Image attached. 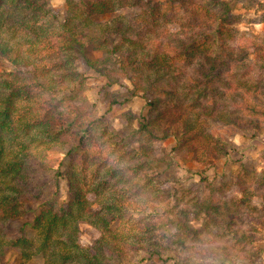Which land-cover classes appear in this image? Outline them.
Instances as JSON below:
<instances>
[{
	"label": "trees",
	"instance_id": "1",
	"mask_svg": "<svg viewBox=\"0 0 264 264\" xmlns=\"http://www.w3.org/2000/svg\"><path fill=\"white\" fill-rule=\"evenodd\" d=\"M49 1L0 0V264L34 258L42 264H188L180 253L202 236L228 238L236 256L258 259L261 250L245 247L260 239L240 227L250 200L245 192L240 199L212 193L199 199L184 188L176 191L179 202L164 209L150 196H169V189H157L161 173L145 171L159 163L153 145L169 139L202 162L222 142L207 131L213 121L247 138L264 134V60H251L230 43L232 3L239 0H194L193 6H187L193 0H164L166 10L157 0H64L62 14ZM146 5L151 27L180 28L150 34V27L115 14ZM261 45L249 41L243 48ZM79 57L106 87L126 91L120 103L140 98L148 108L132 117L136 127L127 137L108 143L92 170L99 119L86 100L64 99L83 91ZM108 156L121 166L108 167ZM251 182L264 202V170ZM129 210L147 221H125ZM81 224L98 232L90 247L80 242ZM220 251L230 256L227 247Z\"/></svg>",
	"mask_w": 264,
	"mask_h": 264
},
{
	"label": "rangeland",
	"instance_id": "2",
	"mask_svg": "<svg viewBox=\"0 0 264 264\" xmlns=\"http://www.w3.org/2000/svg\"><path fill=\"white\" fill-rule=\"evenodd\" d=\"M95 1V0H92ZM159 1L162 10L167 9V4L164 0ZM196 1V0H195ZM200 2H203L200 0ZM194 0L188 2L187 6H193ZM49 6L53 12L62 14L65 11L66 5L64 0H50ZM149 5L142 8H129L128 10L117 11L116 15H122L131 24H140L145 30L150 27V34L154 32H163V29L169 31H177L180 27L168 29L166 26H158L159 29H154L147 13ZM188 10L178 13L183 15ZM232 20L228 24L231 26L233 33L230 43L235 49L241 48L244 53H250L251 60H264V0H239L232 3ZM140 15H144L145 21L138 20ZM108 19V16L103 17ZM184 23V21H180ZM152 36V35H151ZM254 41L255 43L263 44L255 49L252 46H245L244 43ZM87 55L94 58L101 57L103 54L99 52L88 51ZM248 55V54H247ZM75 69L84 78L83 91L77 93L74 89L72 94L64 95V99L72 100L74 103H79L82 99L93 105V114L99 119V124L93 129L95 134V143L90 145L91 170L98 165V161L104 160L106 157L105 150H108V143H111L115 136L127 137L131 128L136 127L135 120L132 117H139L147 112L145 101L140 98H132L127 102L120 103L125 90L120 87H106V80L92 70L87 68L84 61L79 57L75 61ZM129 86V84L126 82ZM130 87V86H129ZM109 99H116L119 104H109ZM131 119V121H130ZM207 131L219 137L222 142H215L216 146L205 152L202 162L195 160L190 154L186 153L184 148L177 144L174 140L158 142L153 145L154 154L158 158L159 163L150 164L145 168L147 173H161L162 184H157V189H169L170 195L162 198L151 196L157 206H164V209L172 207L176 202V191L184 188H189L193 194L202 199L209 193H212L216 199H240L245 192L250 197L247 208L240 215L243 219L240 227L247 232L254 233L260 241L256 244L245 247L246 251L256 253L261 250L258 259L249 260L236 256L237 252L234 247H230L228 238L213 239L208 236H202L200 241L188 242L186 251H182L181 256L185 255L188 259V264H264V202L256 196V192L261 191L257 188L251 179L264 170V134L257 138H247L234 127L226 125L219 121L210 123ZM131 146L136 147L138 144L133 139L130 140ZM214 145L213 142H211ZM226 144L227 149L222 148ZM226 153L225 156L222 154ZM113 156L109 157L105 164L108 167H117L121 164L113 160ZM128 159H124L126 163ZM100 174V173H99ZM123 180V178H120ZM156 181V177H155ZM121 182V181H119ZM61 200L66 201L67 195L64 191V186L61 190ZM154 195V194H153ZM180 196V195H179ZM139 195H137V199ZM157 198V199H155ZM185 196L184 199H186ZM89 201H94V196H87ZM184 201L183 199L181 202ZM164 211V210H163ZM161 217H165L166 212H161ZM249 215L255 217L256 221H250ZM146 215L135 213L134 210H129L124 216L125 221H147ZM153 217H158L153 216ZM142 218V219H141ZM31 219V217H30ZM29 219V220H30ZM151 219V218H150ZM193 225H198L192 221ZM15 229L18 224L13 226ZM12 227V230L14 231ZM80 242L84 247H90L93 241L98 237V232L95 228L88 224H81L79 228ZM227 247L229 250L228 257L221 255L220 248ZM243 254V253H240ZM11 261H18L19 256L8 255ZM25 264H42L41 259H31ZM167 264H176L168 262Z\"/></svg>",
	"mask_w": 264,
	"mask_h": 264
}]
</instances>
